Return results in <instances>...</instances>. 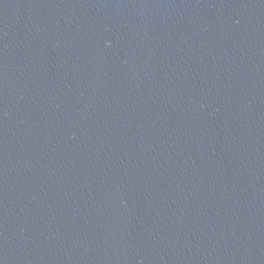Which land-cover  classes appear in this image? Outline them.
Wrapping results in <instances>:
<instances>
[{"label":"water","instance_id":"obj_1","mask_svg":"<svg viewBox=\"0 0 264 264\" xmlns=\"http://www.w3.org/2000/svg\"><path fill=\"white\" fill-rule=\"evenodd\" d=\"M0 264H264V0H0Z\"/></svg>","mask_w":264,"mask_h":264}]
</instances>
